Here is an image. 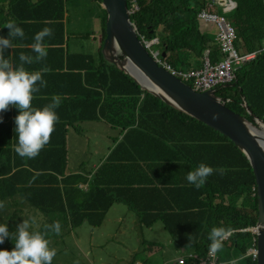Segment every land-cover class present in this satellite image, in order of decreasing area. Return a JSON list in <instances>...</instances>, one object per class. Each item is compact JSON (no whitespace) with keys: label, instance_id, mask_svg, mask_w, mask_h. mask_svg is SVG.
I'll return each mask as SVG.
<instances>
[{"label":"trees","instance_id":"16d2710c","mask_svg":"<svg viewBox=\"0 0 264 264\" xmlns=\"http://www.w3.org/2000/svg\"><path fill=\"white\" fill-rule=\"evenodd\" d=\"M66 1L0 0V37L10 40L9 47L0 46V55L11 70L23 66L30 73L40 72L47 81L46 87L41 81L33 86L39 91L32 93L31 108L43 109L53 96L60 98L51 144L34 158L15 152V118L20 112L7 123L3 122L11 115V105L0 113V203L4 205L0 225L8 228L0 251L14 250L23 221L29 222L30 234L43 232L44 239L64 244L62 239L69 235L63 230L73 233L88 227L79 232L92 233L89 228L101 227L109 210L123 203L131 210L141 244L148 246L153 257L151 246L155 243L145 237L146 230L154 231L159 225L171 235L175 253L184 264H197L209 257L212 228L224 227L236 232L217 252L220 262L222 252L230 250L240 258L238 264H256L247 256L256 236L243 231L256 226L258 220L256 178L245 154L218 131L143 91L130 76L105 61L102 49L99 58L71 50ZM138 1L141 10L132 17L133 22L147 39L160 38L173 66L181 68L195 60L188 55L191 52L199 55L197 60L206 50L213 62L222 58L215 39L200 31L198 14L205 0ZM233 1L237 7L229 18L236 28V45L243 54H255L256 58L236 72L233 86L221 88L218 95L231 93L233 101L228 107L254 123L243 103L264 120V0ZM9 21L24 30L23 38L9 36L5 27ZM45 27L53 34L44 39L47 57L38 60L31 45L35 34ZM21 54L32 63L21 61ZM45 68L49 71L44 72ZM70 121H98L128 131L93 172L82 163L80 172L75 169L67 175ZM201 162L224 171H215L196 188L186 176ZM81 183L89 185L87 191L79 188ZM38 215L44 221L35 220ZM57 222L61 225L59 235L55 232ZM36 223L40 227L36 228ZM59 242L51 246L56 255L64 248ZM143 255L146 257L133 255L127 264L153 263L145 252Z\"/></svg>","mask_w":264,"mask_h":264},{"label":"clouds","instance_id":"9594fccd","mask_svg":"<svg viewBox=\"0 0 264 264\" xmlns=\"http://www.w3.org/2000/svg\"><path fill=\"white\" fill-rule=\"evenodd\" d=\"M66 2H68V1H66ZM228 3H232L234 5V7L231 10H226V5ZM208 4H214L217 14L219 16H223L226 19H228L230 21V23L233 25L228 14H230L234 9H236L237 3L235 1H233V0H211L210 2L205 3V6L203 9H205ZM127 5H128V10H129L130 15H131V21L133 22L132 17L135 14L139 13L141 10L139 1L138 0H127ZM219 6L223 7L222 11L226 15L225 14L221 15L218 12ZM84 10H85V12H94L95 13V17H94L95 26H94L90 35L82 34V36H86V37L92 36L94 41H98V44H99L98 47H100L99 49L103 50L104 43L107 39V23H108V17H109V13H108L107 8L104 5V1L103 0H91V5L84 7ZM200 12H199V14H200ZM199 14H198V22H199L200 28L204 27V25L213 26V27L217 28L215 25L205 24V23L201 22L199 19ZM66 15L68 18V12L66 13ZM104 18H106V20H105V34L103 32V24H102V21ZM133 24L136 28L139 39L143 43L146 50L149 52L150 56L153 59H155L156 62H157L156 59H158V60H161L163 62H166V63H169L172 65L171 61H168V59L170 58V55L168 56V53L162 49L163 46H162V43L160 42V38L154 37L151 40L147 39L145 35L140 34V32L136 26V23L133 22ZM5 27L9 30V36L10 37H17V36H19L21 38L24 37V34H25L24 30L21 27H19L15 21H9L5 25ZM234 28H235V26H234ZM217 31H218L217 36L214 39L220 47V52L222 55L221 59H223L225 55L223 54L221 45L217 40L218 33H219L218 28H217ZM235 31H236V28H235ZM203 33L207 35L206 32H203ZM52 34H53L52 29L47 28V27H45L44 29H42L41 31H39L38 33L35 34V37H34L35 43H33L31 45V47H32V50L38 54L37 55L38 60L45 59L47 57V50H46V45L44 44V39H45V37L52 36ZM236 41H237V33H236V38H235V48L238 51L241 59L248 58L249 56L254 55L253 58L241 61L240 64L238 66H236L237 67L236 72H238L244 65L249 63L251 60H254L256 58V56H255V54H250V53H244L243 54V51H240L237 48ZM0 46L9 47L10 46V40L0 37ZM155 48H157L158 51H155ZM85 53L92 54L90 52H85ZM164 53L166 56H163ZM207 53H208V57L212 61L210 50H206L201 59H199V60L191 59L192 60L191 63L186 64L184 67H181V68H183L184 70H188L191 68L201 67L202 63H203V59ZM20 60L26 61L27 63H32V59L28 56H25L24 54L20 55ZM196 61H198L199 63L197 64ZM107 63L110 64L109 62H107ZM157 64L160 65L158 62H157ZM110 65H112V64H110ZM161 67L164 68L163 66H161ZM165 70L168 71L167 69H165ZM43 71L48 72L49 69L45 68ZM37 81H41L42 86H44V87L47 86V81H44L42 79L40 72L30 73L28 71H25L23 66H21L18 70L13 71V70H11L9 62L7 60H5L2 55H0V113L5 112L9 108V106L11 105L10 117L7 120H4V122H3V118L0 117V123H2V122L7 123L10 120H13L14 117L16 116L17 112L18 111L20 112V114L18 116H16V118H15V124H16L15 132L17 133V137H18V144L15 147V152L20 157L34 158L39 154L41 149L46 150L47 147L49 146V144H51V140H50L51 134L54 131V128H55V130H57V126H58V125L55 126L56 122L59 119L57 114H56V111H55V109H57L60 105V98L58 96H53L52 97V103L48 106H45L43 109H32L31 108L32 93L39 91V88L33 87L37 83ZM234 81H235V79L233 80V82H231V83H229V84H227L221 88H228L227 87L228 85L233 86ZM184 82L189 84L193 88L191 83L186 82V81H184ZM221 88L215 90L217 95H218V91ZM203 93H205V92H203ZM220 98L223 102L226 103L227 107H228L227 104L231 103L233 101L231 98H227L226 101H224L222 97H220ZM244 105L249 107L247 105L246 101L243 103V108L247 112ZM238 114H240V113H238ZM240 115H242V114H240ZM88 122L100 124L98 121H91V122L88 121ZM73 123H78V122H73ZM81 123H87V122H81ZM253 124H255V120H254ZM67 125H68L67 126L68 129L77 133L75 131L76 127L72 126V121H70V124H67ZM112 129H115L117 131V133L120 130V138H117V136H112L110 138V139L113 138V142H114L113 148H115L116 145L119 143V141H121L123 139L124 135L126 134V132L128 130H123L124 127H121V126H118V127L113 126ZM110 135L111 134H109L108 139H109ZM66 140H67V137H66ZM66 149H67V166H66V168L68 169L69 168L68 153L70 152V149L68 148V146H66ZM110 152H111V150H110ZM110 152H109V154H110ZM109 154H106L104 159H106V157ZM215 171H219L222 173L224 170L223 169H213L209 165L201 162L196 168H194L192 171L188 172L186 179L190 184H193L196 188H200L201 186H203L206 183L207 178L210 175H212ZM79 188L83 189L84 191H87V189L89 188V185L81 183V184H79ZM254 190H255V195H257V185H256V188ZM121 204H123V203H119L116 205H121ZM116 205H114V206H116ZM123 205L126 206L128 212L131 213V210H129V207L126 204H123ZM114 206L109 211H111L114 208ZM3 207H4L3 203H0V208H3ZM43 225L45 226L46 223L44 222L42 224V226ZM28 228H29V222L28 221H25L22 225L19 226L18 237L15 241V248L11 252L6 251V250L0 251V264H53L52 261H53V258L56 256V250L54 248L51 249V246H52L54 240H48L46 238L44 239V237L42 236V235H44L43 232H41L42 235L39 232H37L35 234H30L28 231ZM60 230H61V225L59 222H57L55 224V232L57 235L60 234ZM256 230H257V228H256V226H254L252 228H248V229H245L243 231L251 232L253 235L256 236L254 239L253 246L247 252V256L249 258H251L252 261L257 264L259 256H258V249H257ZM234 232H236V231H234V230L232 231L231 229L224 228V227H213L212 228L211 233L209 235V239L212 241V243L209 246V255L216 253V255L214 256V260L217 261V264H226V263L220 262L219 254H217V252H220L223 249L224 241L229 240L232 233H234ZM7 236H8L7 226L0 225V244L4 243V239ZM236 257H238V256H235L233 260L228 261V264H238V261L240 260V258L238 259ZM174 261H176L177 263H180V264H184V259L181 257H178V256H177V258L174 259Z\"/></svg>","mask_w":264,"mask_h":264},{"label":"rangeland","instance_id":"374dc122","mask_svg":"<svg viewBox=\"0 0 264 264\" xmlns=\"http://www.w3.org/2000/svg\"><path fill=\"white\" fill-rule=\"evenodd\" d=\"M210 1L205 0V3ZM90 5L91 0H69L67 2V37L70 39L71 50H83V52L93 53L99 58L100 47H98V41H94L92 36H82V34L90 35L95 26V13L85 12L84 10V7ZM222 10L223 7L219 6L218 12L221 15L225 14ZM228 16L230 15L228 14ZM200 31L202 33L206 32L208 38H215L218 32L217 28L213 26L201 27ZM193 42L199 48L198 39L194 38ZM155 51H158V49L155 48ZM188 55L195 59L199 57V55L192 52ZM171 60V58L168 59V61ZM220 95L225 99L229 98L231 93L222 91ZM72 126L76 127L75 131L80 135L81 142L80 147L74 145L68 153V169L73 171L75 166L78 165L77 168L80 169L78 171H81L79 164L85 163L93 172L97 168V164L101 163L105 155L109 154L111 148H113V138H110L112 136L120 138V130L117 133L115 129H112L113 126L107 123L78 122L73 123ZM109 134L111 135L108 139ZM35 219L44 220L41 215H38ZM35 226L36 228L40 227L38 223ZM80 229L86 230L88 227ZM81 230H75L73 233L63 230V233L69 236L62 239L64 244L54 241L59 242L64 248L59 250L61 253L53 258V264H127V261L135 254L139 258H145L144 252L148 255V261L153 262L152 264H170L171 262L173 264L175 257L178 256L175 253L171 235L158 225L154 231H144L145 237L155 243L151 246L155 254L153 257L148 246L141 244L140 231L134 225L132 214L128 212L123 204L116 205L109 211L101 227L89 228L92 233H80ZM222 256L224 257L221 259L222 263L234 258V254L230 250L223 251ZM138 263L143 264V260L136 261L135 264Z\"/></svg>","mask_w":264,"mask_h":264},{"label":"water","instance_id":"95a60500","mask_svg":"<svg viewBox=\"0 0 264 264\" xmlns=\"http://www.w3.org/2000/svg\"><path fill=\"white\" fill-rule=\"evenodd\" d=\"M103 1L109 13L107 39L102 50L104 59L130 76L143 91L229 138L250 162L258 198L257 264H264V120L244 105L255 120L253 124L227 107L215 90L196 92L189 84L166 71L150 56L139 39L127 0Z\"/></svg>","mask_w":264,"mask_h":264},{"label":"built area","instance_id":"2783aa9c","mask_svg":"<svg viewBox=\"0 0 264 264\" xmlns=\"http://www.w3.org/2000/svg\"><path fill=\"white\" fill-rule=\"evenodd\" d=\"M233 7L234 5L232 3H228L226 5V10H231ZM199 19L205 24L215 25L218 28L219 33L217 40L225 55L223 59L213 63L207 53L201 67L188 70L176 68L169 63L158 59L156 60L173 76L191 83L195 91L203 93L217 90L233 82L236 77V66H238L241 61L253 58L254 55L244 59L240 58L235 48V28L228 19L217 14L214 4H208L207 7L200 12ZM198 264H217V261L214 260L213 255H209L206 260H200Z\"/></svg>","mask_w":264,"mask_h":264},{"label":"crops","instance_id":"0c3cea01","mask_svg":"<svg viewBox=\"0 0 264 264\" xmlns=\"http://www.w3.org/2000/svg\"><path fill=\"white\" fill-rule=\"evenodd\" d=\"M204 27L206 28V27H212V26L204 25ZM196 62H197V64L199 63L198 61H196ZM80 142H81L80 135L69 129V133H67V146H68V148L71 149L74 145H78L80 147ZM68 161H69V158H68ZM77 167H78V165H76L74 170H73V171H75V169H76V173H78L79 172L78 170H80ZM40 173H41V171H40ZM70 173H71V171H69V169H67L66 174L69 175ZM23 223H24V221H23ZM32 224H33V222H32Z\"/></svg>","mask_w":264,"mask_h":264}]
</instances>
